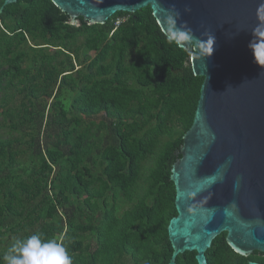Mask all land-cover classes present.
I'll list each match as a JSON object with an SVG mask.
<instances>
[{
  "label": "trees",
  "instance_id": "1",
  "mask_svg": "<svg viewBox=\"0 0 264 264\" xmlns=\"http://www.w3.org/2000/svg\"><path fill=\"white\" fill-rule=\"evenodd\" d=\"M193 54L162 32L150 7L79 27L51 0L5 7L0 264L15 239L34 233L62 243L73 264L170 263L171 169L204 82ZM206 256L247 264L225 233Z\"/></svg>",
  "mask_w": 264,
  "mask_h": 264
},
{
  "label": "water",
  "instance_id": "2",
  "mask_svg": "<svg viewBox=\"0 0 264 264\" xmlns=\"http://www.w3.org/2000/svg\"><path fill=\"white\" fill-rule=\"evenodd\" d=\"M17 1L5 0L0 14ZM51 1L75 27L81 20L105 25L117 13L150 7L162 32L181 49L189 41L176 24H166L175 12L195 39L206 40V32L215 36L210 57H202L205 45L197 50L191 44L193 73L204 82L171 169L177 216L167 228L173 249L169 264L187 252L196 253L197 264H208L206 253L224 233L235 253L264 254V66L251 47L253 30L264 24V11L257 17L264 0ZM258 39L264 41V33Z\"/></svg>",
  "mask_w": 264,
  "mask_h": 264
},
{
  "label": "clouds",
  "instance_id": "3",
  "mask_svg": "<svg viewBox=\"0 0 264 264\" xmlns=\"http://www.w3.org/2000/svg\"><path fill=\"white\" fill-rule=\"evenodd\" d=\"M190 11V9H189ZM264 11V3L260 4L257 9V17ZM180 13L171 14L166 24H176V31L183 35L188 41L185 48H189L192 43L196 44L197 50L201 45H205L204 52L206 55L202 57H210L214 51L215 36L211 33H204L206 40H197L190 27H186L185 23H180ZM256 40L251 44L257 63L264 66V41L258 39L259 33H264V24L259 25L253 30ZM4 264H73V259L67 248L54 238L44 239L39 233L31 234L25 238L15 239L3 256Z\"/></svg>",
  "mask_w": 264,
  "mask_h": 264
},
{
  "label": "flooded vegetation",
  "instance_id": "4",
  "mask_svg": "<svg viewBox=\"0 0 264 264\" xmlns=\"http://www.w3.org/2000/svg\"><path fill=\"white\" fill-rule=\"evenodd\" d=\"M239 256H241V255H239ZM241 257H245L247 259V264H249L250 262H254V263H258V264H264V254L260 253L258 251L253 252L249 256H241Z\"/></svg>",
  "mask_w": 264,
  "mask_h": 264
},
{
  "label": "built area",
  "instance_id": "5",
  "mask_svg": "<svg viewBox=\"0 0 264 264\" xmlns=\"http://www.w3.org/2000/svg\"><path fill=\"white\" fill-rule=\"evenodd\" d=\"M119 24V23H118Z\"/></svg>",
  "mask_w": 264,
  "mask_h": 264
}]
</instances>
